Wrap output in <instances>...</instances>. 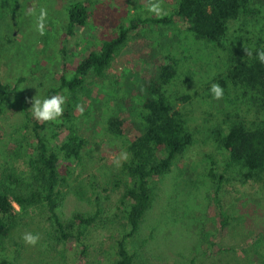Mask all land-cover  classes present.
I'll return each instance as SVG.
<instances>
[{
  "label": "trees",
  "instance_id": "16d2710c",
  "mask_svg": "<svg viewBox=\"0 0 264 264\" xmlns=\"http://www.w3.org/2000/svg\"><path fill=\"white\" fill-rule=\"evenodd\" d=\"M157 1V0H156ZM172 3V0H159ZM175 14L186 24L175 25L177 34L202 44V48L218 43L225 51L223 68L201 75L198 85L179 89L170 87L178 76L179 61L170 53L154 60L150 73L138 75L134 97L116 95L113 104L99 113L103 134L121 141L119 175L124 178V189L118 199L119 231L114 236V259L107 264H135V252L129 247L149 210L152 193L150 181L169 172L172 165L201 135L203 145L214 149L199 152L196 159L211 180L210 201L216 207L217 224L223 231L230 215L223 207L221 194L235 182L255 183L264 191V64L257 52L264 51V0H175ZM65 39L75 35L77 28L87 23L90 10L84 0H68L64 5ZM171 16H133L127 23L117 24L114 36L105 38L96 48L82 53L74 65L65 45L60 71L42 99L63 96L66 91L63 115L53 121H37L31 108L13 131L5 138L0 130V264H19L16 253L19 243L9 244L19 225L32 217L34 209L45 207L50 218L48 237L62 243L66 249L59 252L64 264H85L89 247L86 233L89 227L104 223L102 199L95 197V210L90 214L74 212L62 220L57 207L62 200L60 185L66 173L80 159L84 140L78 138L72 124L76 108L84 98L96 96L87 84L89 76L104 78L118 52L127 44L129 32L140 25L167 24ZM234 29H230L232 23ZM135 37H140L138 33ZM190 47H185L189 50ZM66 53V54H65ZM248 53H251L249 55ZM68 55V56H67ZM211 52H209V56ZM190 74L183 79L187 82ZM21 79V78H20ZM212 84L223 89L220 99L210 92ZM11 88L0 81V115L4 112ZM117 94V93H116ZM194 103V104H193ZM201 112L195 120L196 106ZM134 110L135 121L128 118ZM127 123L133 131L126 137ZM64 168V172L60 167ZM15 206H18L16 209ZM68 250H71L67 253ZM101 264V261H99Z\"/></svg>",
  "mask_w": 264,
  "mask_h": 264
},
{
  "label": "rangeland",
  "instance_id": "374dc122",
  "mask_svg": "<svg viewBox=\"0 0 264 264\" xmlns=\"http://www.w3.org/2000/svg\"><path fill=\"white\" fill-rule=\"evenodd\" d=\"M67 1L0 0V81L12 89L0 115V130L5 138L13 137L25 111L32 107L31 101L35 97L42 99L55 84V76L61 69L63 45L69 54L66 60L76 65L82 53L114 36L120 21L127 23L133 16H155L148 8L157 2L84 0L90 10L87 23L78 27L74 36L65 39ZM172 1L170 4L159 1L162 15L171 16L172 21L140 25L129 32L127 44L115 56L105 77H88L87 84L96 96L90 100L84 98L74 113L72 124L78 138L84 141L79 161L66 173V181L59 187L62 200L57 212L62 220L74 212L90 214L95 210V197L102 199L105 220L87 230L85 240L89 253L85 264H100L99 261L107 264L114 259L113 238L119 231L120 219L117 205L124 189V178L119 175L121 141L102 133L99 113L113 104L116 95L125 93L134 97L131 92L138 87V75L150 73L154 60L165 53L179 61L172 90L183 91L187 84L193 88L201 75L217 72V66L223 68L226 54L222 45L211 42L212 49H200L202 44L193 42L191 49L190 38L177 34L175 25L184 29L186 24L175 14L176 2ZM42 11L46 12L43 34L37 28ZM235 25L233 22L230 29ZM136 33L140 37H135ZM187 71L192 77L184 84ZM217 102L223 106L220 99ZM195 106L198 122L201 112L198 104ZM128 118L135 121L134 110ZM132 128V123H127L126 137L132 135ZM196 138L187 154L176 160L169 172L150 181V208L129 241L130 249L135 252V264H264V191L252 182L227 186L221 201L230 219L221 231L216 207L208 196L211 180L196 162L201 157L199 152H209L214 147L210 143L203 145L198 132ZM2 166L0 154V169ZM60 169L64 172L62 166ZM31 213L32 217L19 225L8 248L15 252L18 245L13 242L20 244L16 253L19 264H64L59 252L66 246L48 237L47 209L40 207ZM28 233L39 235L35 245L24 241Z\"/></svg>",
  "mask_w": 264,
  "mask_h": 264
},
{
  "label": "clouds",
  "instance_id": "9594fccd",
  "mask_svg": "<svg viewBox=\"0 0 264 264\" xmlns=\"http://www.w3.org/2000/svg\"><path fill=\"white\" fill-rule=\"evenodd\" d=\"M148 11L158 16L162 15L163 10L160 7L159 0H157L156 3L151 4L148 8ZM45 17H46V12L42 11L40 14V21L37 25V28L41 34H43L44 31L43 21ZM248 54L251 55V53ZM257 59L261 64H264V51L257 52ZM210 92L213 95V97L217 100L221 99L223 96V89L219 84H212L210 88ZM31 103H32L31 112L33 118L37 121L47 122V121L56 120L57 118L63 115L64 112L63 105L65 104V98L61 95H54L51 96L50 98H44V99H39L35 97L31 101ZM82 110L83 109H81V111ZM121 159H127V154L122 153ZM118 163L119 161H117V164ZM23 239L27 244L35 245L39 240V235H33L31 233H28L23 237Z\"/></svg>",
  "mask_w": 264,
  "mask_h": 264
}]
</instances>
